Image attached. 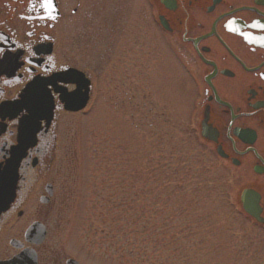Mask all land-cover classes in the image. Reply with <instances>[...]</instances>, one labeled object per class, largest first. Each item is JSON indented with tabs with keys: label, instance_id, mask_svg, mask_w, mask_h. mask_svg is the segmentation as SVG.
I'll list each match as a JSON object with an SVG mask.
<instances>
[{
	"label": "flooded vegetation",
	"instance_id": "1",
	"mask_svg": "<svg viewBox=\"0 0 264 264\" xmlns=\"http://www.w3.org/2000/svg\"><path fill=\"white\" fill-rule=\"evenodd\" d=\"M111 66L133 129L145 110L170 130L185 120L264 229V0H0V264L31 252L36 264H81L47 246L44 221L88 130L60 118L104 108ZM30 205L43 218L28 223ZM36 223L39 245L26 234Z\"/></svg>",
	"mask_w": 264,
	"mask_h": 264
},
{
	"label": "rangeland",
	"instance_id": "2",
	"mask_svg": "<svg viewBox=\"0 0 264 264\" xmlns=\"http://www.w3.org/2000/svg\"><path fill=\"white\" fill-rule=\"evenodd\" d=\"M117 68L111 66L108 102L99 100L113 113L96 105L87 115L60 118L63 127L70 120L88 130L81 146L72 142L77 160L63 168L69 172L47 212V246L81 264H264V229L239 209L230 172L176 115L170 130L145 110L135 131V115L117 94ZM34 208L28 223L44 216Z\"/></svg>",
	"mask_w": 264,
	"mask_h": 264
},
{
	"label": "water",
	"instance_id": "3",
	"mask_svg": "<svg viewBox=\"0 0 264 264\" xmlns=\"http://www.w3.org/2000/svg\"><path fill=\"white\" fill-rule=\"evenodd\" d=\"M81 106L75 107V109H72V110H75V111L80 110L82 108ZM10 201H11V197L9 195V202ZM241 203H242V208H243L244 212L249 214V192L248 191H244L242 193ZM26 234L29 235V238H30L29 242L30 243H33L35 245H39L41 242H43L45 235H46V231H45V228L43 225L36 223V224H33L29 228V230L26 232ZM24 261H25V257H23V255H20V256L14 258L12 261L8 262L7 264H36L35 254L33 252H31L29 263H25ZM67 264H77V262L70 259L67 261Z\"/></svg>",
	"mask_w": 264,
	"mask_h": 264
},
{
	"label": "snow or ice",
	"instance_id": "4",
	"mask_svg": "<svg viewBox=\"0 0 264 264\" xmlns=\"http://www.w3.org/2000/svg\"><path fill=\"white\" fill-rule=\"evenodd\" d=\"M46 2H49V3H50L51 0H46ZM72 99H73L72 97L69 98L70 101H71Z\"/></svg>",
	"mask_w": 264,
	"mask_h": 264
}]
</instances>
